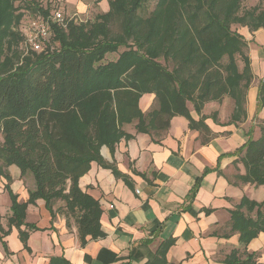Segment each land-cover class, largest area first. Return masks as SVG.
I'll return each instance as SVG.
<instances>
[{"label": "trees", "instance_id": "1", "mask_svg": "<svg viewBox=\"0 0 264 264\" xmlns=\"http://www.w3.org/2000/svg\"><path fill=\"white\" fill-rule=\"evenodd\" d=\"M147 1L107 0L108 11L97 14L93 22L69 23L66 31L52 24L58 50L27 58L14 70L4 46L11 49L19 43L11 28L22 14L14 0H0V174L14 165L21 177L32 179L27 203L42 199L51 207L53 201H63L81 242L97 235L100 209L80 190L78 180L92 162L110 166L101 149L113 153L125 136V125L135 122L136 132L151 135L166 131L173 117L184 116L191 129L206 135L202 143H207L206 117L192 120L187 103L200 113L206 103L229 97L234 104L231 122L246 115L252 74L246 42L231 26L264 28V10L254 7L239 15L243 0H157L144 16ZM26 7L34 13L48 12L35 0L26 1ZM120 47L124 50L118 53ZM115 53L117 59L104 62L106 55ZM144 94H153L155 101L146 114L138 105ZM257 107L264 109V77ZM258 127L260 138L241 147L245 174L237 178L264 186V121ZM10 196V222L20 226L27 203ZM263 206L264 201L242 198L231 212V230L239 233L241 248L232 249L225 264H259L247 246L264 233ZM172 244L173 240L161 243L145 264H166Z\"/></svg>", "mask_w": 264, "mask_h": 264}, {"label": "crops", "instance_id": "2", "mask_svg": "<svg viewBox=\"0 0 264 264\" xmlns=\"http://www.w3.org/2000/svg\"><path fill=\"white\" fill-rule=\"evenodd\" d=\"M237 32L246 42L252 74L244 119L231 122L234 104L224 97L206 103L200 113L187 103L192 120L206 117L207 143H202L206 135L191 129L184 116L173 117L166 131L151 135L136 132L135 122L125 125V136L113 153L101 149L110 166L92 162L78 180L80 190L100 209L98 233L84 242L73 218L65 214L63 201L55 200L51 207L42 199L27 203L32 179L21 177L14 165L4 167L0 264H145L168 240L173 244L166 264H225L230 251L241 248L239 233L231 230V212L242 198L264 201L263 185L237 178L245 174L241 147L260 138L258 123L264 121V109L257 107L258 85L264 77V28L250 31L239 26ZM138 105L142 113L150 112L154 95H142ZM10 193L18 203H27L20 226L10 222ZM247 251L264 264V233L248 244Z\"/></svg>", "mask_w": 264, "mask_h": 264}, {"label": "rangeland", "instance_id": "3", "mask_svg": "<svg viewBox=\"0 0 264 264\" xmlns=\"http://www.w3.org/2000/svg\"><path fill=\"white\" fill-rule=\"evenodd\" d=\"M26 1L29 0H14V6L19 7L18 12L22 14L20 21L17 25L11 28L12 32L16 33L20 37L19 43L13 46L11 49H8L7 44H5V55L13 59V69L17 70L22 68L25 64V60L27 58L33 57L34 55L39 54H48L58 50L59 44L56 42L54 38L53 31H51V35L48 38L46 44L43 46L41 52H34L30 49L26 50L24 47V39L25 32L28 26V23L36 18L37 16H41L43 18L50 17L55 11H60L64 18V22L60 25L64 31L67 30V26L69 23L74 25L85 24L87 22H93L95 16L100 13H105L108 11L107 0H35L39 7L42 10L48 11L47 15H43L41 13H34L30 9L26 7ZM157 0H148L143 6L144 16L148 15L155 6ZM107 4V6H106ZM257 8L260 10H264V0H243L241 2V10L240 14L244 13L247 10H251L253 8ZM74 17H71V16ZM232 30H238L239 25H232ZM124 50L123 47L119 48L118 53ZM14 53H16V58H13ZM118 53L108 54L105 57L104 62L114 61L117 59ZM237 63L241 66L240 58L236 56ZM2 143V137L0 134V144Z\"/></svg>", "mask_w": 264, "mask_h": 264}, {"label": "built area", "instance_id": "4", "mask_svg": "<svg viewBox=\"0 0 264 264\" xmlns=\"http://www.w3.org/2000/svg\"><path fill=\"white\" fill-rule=\"evenodd\" d=\"M71 17H74L73 15ZM64 16L60 11H55L48 18L37 16L32 19L27 26L24 39V47L34 52H41L51 35V25H61L64 22Z\"/></svg>", "mask_w": 264, "mask_h": 264}]
</instances>
